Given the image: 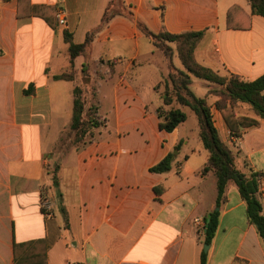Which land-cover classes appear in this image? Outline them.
Masks as SVG:
<instances>
[{
  "label": "crops",
  "instance_id": "obj_1",
  "mask_svg": "<svg viewBox=\"0 0 264 264\" xmlns=\"http://www.w3.org/2000/svg\"><path fill=\"white\" fill-rule=\"evenodd\" d=\"M29 1L40 14L23 9L19 15L17 0H0V264H15L14 244L24 242L18 254L32 251L45 264H200L205 218L215 208V198L205 209L200 201V186L214 177L202 171L208 152L192 110L183 108L186 120L172 131L160 129L157 105L150 106L127 79L128 73L136 79L147 73L148 87L156 91L168 72L164 56L156 55L137 23L154 33L202 31L194 49L200 65L255 80L264 74V16L252 12L250 0H120L129 16L115 13L101 24L109 0ZM59 8L62 25L56 19ZM93 30L86 50L71 60L64 33L79 44ZM168 44L174 65L183 68L175 44ZM70 70L72 79L53 77ZM74 81L86 105L97 106L102 124L84 147L70 144L73 160L67 163L62 151L53 150L50 130L59 110L70 122L66 94ZM103 81L111 84L112 106L102 114V104L92 100ZM203 81L195 83L192 76L190 87H203L213 124L235 153L236 167L260 174L264 216V117L238 102L234 115L257 124L241 127L239 141H230L215 107L217 96L207 94L213 85ZM69 122L59 138L66 136ZM43 137L51 138L49 149ZM174 151L168 172L149 170ZM211 181L215 185V177ZM218 210L205 264H264L262 241L234 183L227 185Z\"/></svg>",
  "mask_w": 264,
  "mask_h": 264
},
{
  "label": "trees",
  "instance_id": "obj_2",
  "mask_svg": "<svg viewBox=\"0 0 264 264\" xmlns=\"http://www.w3.org/2000/svg\"><path fill=\"white\" fill-rule=\"evenodd\" d=\"M17 2L19 15H22L23 9L25 13L40 14L37 11L36 5L31 4L29 0H17ZM250 4L253 13L264 16V0H250ZM124 10L120 0H109L103 13L101 24H105L115 13H125L129 16V13ZM137 26L156 48L160 47L162 49V54L168 68L166 76L154 87L156 90L162 83L164 88L161 95V104L155 108L159 128L170 132L186 120L187 115L183 110L184 107L193 111L198 122V136L201 145L208 152L202 171L205 173L211 171L215 177V207L219 208L224 200L227 185L231 182L234 183L242 200L245 202L247 219L255 227L264 247L263 205L257 195L260 174L252 171L245 173L236 167L235 153L220 139L213 124L210 106L204 97L196 96L190 87L192 76L208 81L213 85L207 89V94L217 96L215 107L221 111L230 134L238 136L241 127L257 124L255 119L234 115L232 109L238 102L247 103L255 114L259 117H264V96L262 94V90L264 89V74L255 80H248L237 74L222 76L200 65L194 58V49L202 37V31H185L180 33L161 31L154 33L140 22L137 23ZM93 33L94 30L88 32L84 42L79 44L73 43L69 35L66 32L64 33V39L68 43V52L71 60L86 50L92 40ZM168 42L175 44V51L183 68H178L174 65L172 61L174 49ZM86 66V63H84L82 67L84 76H86ZM73 75L74 71L70 70L53 77L55 79H72ZM72 92V115L66 136H68L70 144L79 149L95 138L94 130L101 126L102 119L97 112L96 105H86L82 96V89L79 86H75ZM87 135L88 139H85ZM179 146L180 141L175 149H179ZM175 157L174 152H169L159 162L151 166L149 170L157 173L168 172L175 162ZM57 169L58 165H54L51 170V178L55 186H57ZM155 191L158 193L159 189L155 188ZM210 214L208 226L206 229L204 227L205 224L203 226V230L205 229V231L202 234L204 237L203 243L205 244H210L215 234L219 210L213 209ZM26 243L28 242L14 244L15 264H45V262L39 260L41 258L39 255L36 259L33 258L34 256L32 257L31 255L32 251H27L23 255L18 254V246L26 245ZM206 255V252L201 251L200 264H205Z\"/></svg>",
  "mask_w": 264,
  "mask_h": 264
},
{
  "label": "rangeland",
  "instance_id": "obj_3",
  "mask_svg": "<svg viewBox=\"0 0 264 264\" xmlns=\"http://www.w3.org/2000/svg\"><path fill=\"white\" fill-rule=\"evenodd\" d=\"M156 51V55H160L163 53L162 49L160 47H155L154 48ZM163 55V54H162ZM123 57V56H122ZM175 62L177 64V66H181L178 59H175ZM84 76V75H83ZM87 76V74H86ZM86 76L83 77V80L86 79ZM142 76L141 79H136L133 77L132 74L128 73L127 79L129 81H131L132 85L135 87L136 91H138V93L145 97L147 103L150 106H155V105H160L161 104V95L164 91L163 85L162 83L156 88V91L158 94H156V91H153L151 88L148 87L149 85V74L145 73V74H141L140 77ZM195 83L196 82H202V79H198L195 78ZM204 82V81H203ZM77 84V82H73V83H69V87H68V91H67V110L68 112H71V105H72V88L74 87V85ZM102 86L99 88H96L94 96H93V100L92 102L94 103H101L102 104V108L100 107L99 112L103 114V108L106 110L109 109L111 110V106H112V99H111V94H110V87L111 84L110 82H102ZM191 90L193 91V93L198 96V97H203V87L198 85V84H193L191 86ZM63 110V107H62ZM185 110L187 111L188 108H185ZM60 112V110L58 111V113L55 115L54 118V124L50 130V133L55 137V144L56 146H53V150H55V152H63V160L67 163H70L71 160H73V152H72V147L70 146V141L68 139V136H62L61 138H59L60 136V132L61 130L66 126V124L69 122V118L70 115L67 116H63ZM108 117L110 116V114H107ZM57 137V138H56ZM85 139H88V135L85 137ZM49 140L51 141V138L49 139V137H43V147L46 149H49L51 147V144L49 142ZM69 174L70 171H67ZM67 174V173H65ZM212 178H214L212 176ZM212 178H209L208 180L206 179L204 181V183L200 186V191L202 192L201 196H200V201L203 204V208L205 209V207L207 206V203L209 201H211L212 199L215 198V193H216V189H215V185L212 183ZM59 197V196H58ZM61 205V200H59L58 202ZM205 243H200V250L204 251V245Z\"/></svg>",
  "mask_w": 264,
  "mask_h": 264
},
{
  "label": "built area",
  "instance_id": "obj_4",
  "mask_svg": "<svg viewBox=\"0 0 264 264\" xmlns=\"http://www.w3.org/2000/svg\"><path fill=\"white\" fill-rule=\"evenodd\" d=\"M56 19H57V22L58 24L62 25L65 23V19H64V16H63V12H62V9L59 8L56 12ZM229 136H230V141L232 142H235L237 143L239 141V136H233L230 134L229 132ZM257 195H258V198H259V191L257 192ZM43 206L45 207V209L48 211L49 210V204L46 203V204H43ZM48 215V212L46 213ZM199 220L196 219V222H198ZM64 264H70L68 262H65Z\"/></svg>",
  "mask_w": 264,
  "mask_h": 264
},
{
  "label": "water",
  "instance_id": "obj_5",
  "mask_svg": "<svg viewBox=\"0 0 264 264\" xmlns=\"http://www.w3.org/2000/svg\"><path fill=\"white\" fill-rule=\"evenodd\" d=\"M174 153H176V152L174 151ZM214 209H215V210H218V207H215ZM210 216H211L210 213H208V214L206 215V218H205V229H206V227L208 226V222H209V218H210ZM205 229H204V231H205ZM204 245H205V246H204V252H207L209 245H208V244H204Z\"/></svg>",
  "mask_w": 264,
  "mask_h": 264
}]
</instances>
